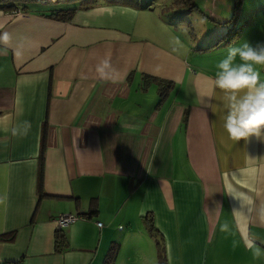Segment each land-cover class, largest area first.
<instances>
[{"label": "crops", "instance_id": "obj_1", "mask_svg": "<svg viewBox=\"0 0 264 264\" xmlns=\"http://www.w3.org/2000/svg\"><path fill=\"white\" fill-rule=\"evenodd\" d=\"M171 1L0 10V264H159L158 242L166 264H264L236 231L240 202L222 182L248 155L264 168V141L229 139L223 93L207 95L211 59L264 42V0H242L235 21L233 0ZM60 8L75 9L70 20L41 14ZM256 188L248 233L264 249V180ZM60 214L79 218L56 250Z\"/></svg>", "mask_w": 264, "mask_h": 264}, {"label": "clouds", "instance_id": "obj_2", "mask_svg": "<svg viewBox=\"0 0 264 264\" xmlns=\"http://www.w3.org/2000/svg\"><path fill=\"white\" fill-rule=\"evenodd\" d=\"M0 40L7 41L8 34L0 36ZM111 68L110 60L105 58L96 67L101 78L108 76ZM264 70V42L256 44L247 41L233 44L227 48L226 54L216 64V72L212 81V93L219 90L225 99V114L223 128L229 139L238 142L248 141L255 137L264 141V79L261 71ZM256 157L248 155L245 166L230 172L223 173L222 182L224 192L240 202L239 209L232 214L235 220V229L240 233L241 240L246 248L259 258L264 254L256 240L248 233L250 215L255 201L249 193H256V184L264 180V168L254 166ZM247 189V191H244ZM2 202V201H0ZM259 222L264 224V205L257 211ZM220 231L232 234V228L225 222ZM233 241V246L238 245Z\"/></svg>", "mask_w": 264, "mask_h": 264}, {"label": "trees", "instance_id": "obj_3", "mask_svg": "<svg viewBox=\"0 0 264 264\" xmlns=\"http://www.w3.org/2000/svg\"><path fill=\"white\" fill-rule=\"evenodd\" d=\"M57 1H68V0H0V10L5 11H11L13 13L16 12H23V11H30L34 6L47 4L50 2H57ZM84 5H94L99 0H79ZM107 3L112 4H123V5H133L137 6L139 5V2L141 0H105ZM241 1L242 0H233V9H232V15L231 19L233 21L237 20L240 14L241 10ZM90 3V4H89ZM172 4L179 8H185L188 10H191L196 7L195 3H192L191 0H172ZM75 9H69V8H60V9H51L49 11L41 12L42 15H45L46 17L55 19V20H61V21H68L71 19ZM186 118H183V121H185ZM43 159H44V145H41V151H40V166L38 170L37 175V187L40 191L42 186V177H43ZM42 196V194H41ZM146 225L151 232V234H154L156 232L155 227L153 226L152 219L149 216H146ZM64 235L62 234L61 230L56 231L55 235V248L56 250H59L64 245ZM158 260L159 264H166V259L164 255V249L162 244L158 242Z\"/></svg>", "mask_w": 264, "mask_h": 264}, {"label": "built area", "instance_id": "obj_4", "mask_svg": "<svg viewBox=\"0 0 264 264\" xmlns=\"http://www.w3.org/2000/svg\"><path fill=\"white\" fill-rule=\"evenodd\" d=\"M78 218H79V216L76 214H60V215H58L55 219L57 230H62L64 227L73 223ZM96 224L98 227H101L100 222H97Z\"/></svg>", "mask_w": 264, "mask_h": 264}, {"label": "rangeland", "instance_id": "obj_5", "mask_svg": "<svg viewBox=\"0 0 264 264\" xmlns=\"http://www.w3.org/2000/svg\"><path fill=\"white\" fill-rule=\"evenodd\" d=\"M202 1L204 2V0H191V2L192 3H200V4H202ZM229 4V3H228ZM231 5V4H230ZM230 7H232V5L230 6ZM209 13V12H208ZM155 14H157V13H155ZM259 15V14H258ZM260 17V16H259ZM178 18H180V16L178 17ZM152 19H153V16H152ZM195 20L193 21V24L194 25H196L195 23ZM181 24L179 23V26H180ZM200 27H203V26H198V27H196L195 28V30L198 32V30H201L202 28H200ZM182 29H184V28H182ZM200 44H202L200 41H199V43H195V45L194 46H196V45H200ZM213 44H211V46H212ZM226 54V51H224V50H222L221 51V58H223V56ZM220 58V59H221ZM216 62H217V60H214V59H211V65H216ZM262 72H264V70H262Z\"/></svg>", "mask_w": 264, "mask_h": 264}]
</instances>
